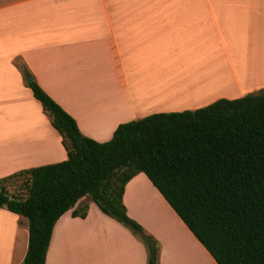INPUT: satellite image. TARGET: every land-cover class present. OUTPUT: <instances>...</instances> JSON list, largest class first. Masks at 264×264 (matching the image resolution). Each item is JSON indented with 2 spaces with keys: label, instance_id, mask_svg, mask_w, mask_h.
<instances>
[{
  "label": "crops",
  "instance_id": "1",
  "mask_svg": "<svg viewBox=\"0 0 264 264\" xmlns=\"http://www.w3.org/2000/svg\"><path fill=\"white\" fill-rule=\"evenodd\" d=\"M255 3L0 0V179L67 159L19 63L83 136L107 142L119 124L211 104L204 69L253 22ZM122 202L159 244L157 264H217L144 173ZM81 204L86 215L73 216ZM27 248V219L0 208V264H22ZM44 264H148V253L86 196L54 224Z\"/></svg>",
  "mask_w": 264,
  "mask_h": 264
},
{
  "label": "trees",
  "instance_id": "2",
  "mask_svg": "<svg viewBox=\"0 0 264 264\" xmlns=\"http://www.w3.org/2000/svg\"><path fill=\"white\" fill-rule=\"evenodd\" d=\"M27 86L61 136L67 159L0 179V208L28 221L22 264L45 263L54 224L86 196L137 236L148 264H157L159 244L127 216L122 202L124 186L139 173L217 264H264V89L122 123L101 143L83 136L35 81ZM19 176H26L21 198L4 185ZM86 209L72 215L84 217Z\"/></svg>",
  "mask_w": 264,
  "mask_h": 264
},
{
  "label": "rangeland",
  "instance_id": "3",
  "mask_svg": "<svg viewBox=\"0 0 264 264\" xmlns=\"http://www.w3.org/2000/svg\"><path fill=\"white\" fill-rule=\"evenodd\" d=\"M253 8L251 26L244 23L241 35L230 38L220 58L212 59V63L204 69V77L209 79L207 88L211 93V103L219 98L236 99L264 89V0H258ZM25 181L26 176L13 177L4 185L11 195L21 198L25 195ZM84 206L81 204L79 208Z\"/></svg>",
  "mask_w": 264,
  "mask_h": 264
},
{
  "label": "water",
  "instance_id": "4",
  "mask_svg": "<svg viewBox=\"0 0 264 264\" xmlns=\"http://www.w3.org/2000/svg\"><path fill=\"white\" fill-rule=\"evenodd\" d=\"M31 81H32V78H31L30 76H28V77L26 78V82L29 83V82H31Z\"/></svg>",
  "mask_w": 264,
  "mask_h": 264
}]
</instances>
